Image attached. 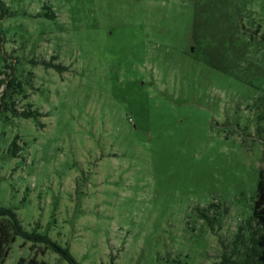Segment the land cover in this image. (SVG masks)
<instances>
[{"label":"rangeland","instance_id":"obj_1","mask_svg":"<svg viewBox=\"0 0 264 264\" xmlns=\"http://www.w3.org/2000/svg\"><path fill=\"white\" fill-rule=\"evenodd\" d=\"M2 2L0 69L40 115H0V206L80 264H264V0ZM34 256L70 264L22 237L5 264Z\"/></svg>","mask_w":264,"mask_h":264},{"label":"trees","instance_id":"obj_2","mask_svg":"<svg viewBox=\"0 0 264 264\" xmlns=\"http://www.w3.org/2000/svg\"><path fill=\"white\" fill-rule=\"evenodd\" d=\"M3 5L4 3L0 0V6L3 7ZM47 65L49 67L64 68L60 64L54 62H49ZM12 69H14V67ZM21 87V82L13 76V73H5L4 70L0 69V115L7 111H12L14 115L24 118H37L40 115L38 111H19L16 109L14 94L18 93L21 90ZM17 138L18 137H15L11 147L14 156H17L16 154L19 149L16 141ZM253 216L257 219L258 224L264 227V166L260 170ZM17 237H22L24 240L34 243L43 242L54 247L70 262V264H80L68 248L62 247L57 242L53 241L49 235L26 229L15 209L0 206V264H5L10 254L12 244L16 241ZM262 253L264 254V233L259 234L258 238H254V247L249 253V256L259 255L261 257ZM262 259L264 260L263 257ZM18 264L47 263L34 256L28 260L22 258ZM109 264L117 263L112 261ZM220 264H250V261L249 259H246L244 262H239L225 258Z\"/></svg>","mask_w":264,"mask_h":264}]
</instances>
